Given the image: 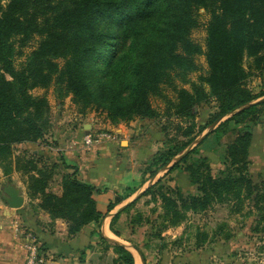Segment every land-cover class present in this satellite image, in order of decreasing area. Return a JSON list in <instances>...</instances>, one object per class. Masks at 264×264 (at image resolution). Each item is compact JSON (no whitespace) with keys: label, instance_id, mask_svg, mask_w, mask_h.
Wrapping results in <instances>:
<instances>
[{"label":"trees","instance_id":"1","mask_svg":"<svg viewBox=\"0 0 264 264\" xmlns=\"http://www.w3.org/2000/svg\"><path fill=\"white\" fill-rule=\"evenodd\" d=\"M200 9L209 14L204 50L190 39L191 31L199 26ZM35 37L39 38L37 47L16 69L15 59ZM198 56L204 57L207 71L190 82L188 75L199 70ZM245 58L264 74V0H0L3 175L20 172L26 178L31 208L46 212L52 222L63 221L69 239L90 224L99 227L104 214L93 197L98 191L78 180L75 172L61 177V194L56 195L50 191L54 166L41 168L36 156H19L13 164L12 147L37 142L47 129V100L33 97L30 91L53 84L60 98L70 95L80 108L105 111L117 124L136 117L157 118L159 113L149 99L164 97L163 90L168 87L176 93L174 103L167 100L173 115L189 121L185 128L178 127L186 139L181 143L170 140L167 148L155 155L151 163L155 169L149 178L219 119L227 117L208 135L219 141L234 130V138L224 146V169L217 175L212 174L208 158L199 155L198 145L168 171L181 168L187 172L197 195L184 196L179 187L164 190L158 179L139 197L159 198L163 230L185 222L188 212L202 213L213 205H227L231 212L239 213L248 202L247 213L255 214L253 232L264 234V181H254L249 173L250 126H255L264 112V101L256 102L264 97V88L255 93L248 87ZM177 82L190 84V90L177 88ZM210 101L216 104L215 111L206 126L194 132L195 124L190 121L196 116L194 108ZM166 115H171L168 110ZM124 191V195L115 194L107 212L135 193ZM35 200L38 203L32 205ZM136 201L116 213L112 221ZM141 220L139 217L130 224H141ZM222 226L216 228L214 236ZM155 238L160 239V234ZM207 239L205 231L196 233L194 251L210 244ZM229 239L230 234L223 236L224 241ZM112 247L117 255L114 264H134L130 251L119 245Z\"/></svg>","mask_w":264,"mask_h":264},{"label":"rangeland","instance_id":"2","mask_svg":"<svg viewBox=\"0 0 264 264\" xmlns=\"http://www.w3.org/2000/svg\"><path fill=\"white\" fill-rule=\"evenodd\" d=\"M197 19L199 26L191 31L190 39L204 50L205 27L209 20V14L200 9L197 12ZM38 40L39 38L35 37L27 47L22 49L23 54L14 61L16 69L20 68L26 56L37 47ZM58 63L62 64L61 61H58ZM196 63L199 66V70L188 75L190 82H196L207 71L203 56L196 57ZM243 65L250 74L246 81L248 87L255 93L263 89L264 74L260 75L253 68L251 59L245 58ZM176 86L177 88L190 90V84L177 82ZM30 94L33 97H44L47 100V129L43 138L35 143L14 145L12 147L13 154L11 160L14 164L15 159L19 156L24 158L36 156L34 159L41 160L38 163L40 167L50 168L54 166V177L50 184L52 186L57 177H62L70 172L76 173V166H72L75 164L69 161L65 162V160H68L66 150L69 147H75L79 142L83 151L88 152L91 159H96L95 161L100 162L102 166H111L112 163H115L116 170L130 168V173L135 177L134 179L137 180L139 178L138 182H141L139 183L141 185L138 184L132 190L141 186L139 191H143L146 189L150 179L149 174L155 169L151 164L155 155L165 150L171 143L170 140L174 139L176 143H181L186 139L181 135V132H178V127L185 128L189 121L173 115L167 100H171L174 103L176 101V93L168 87H165L163 90L164 97H150L149 99L151 106L159 113L157 118L146 119L136 117L131 121L118 122L117 124H113L109 120L105 111L96 110L94 107L80 108V106L72 102L70 95L60 98L59 90L53 84L47 88H34L30 91ZM215 105L213 101H210L208 105H200L194 108L196 116L190 120L195 124L194 132L198 130V127L206 126L210 115L215 111ZM167 110L171 115H166ZM210 127L211 125L198 135L195 140L205 135ZM250 127L253 128V144L251 155H249V160L251 159L249 173L254 181H259L260 179L264 181V112L260 116L258 123ZM241 128L242 126L237 129ZM76 129L81 137L78 142L77 138H75L77 132L74 130ZM86 131H88V134L85 133ZM233 131H228L222 135L219 141H216L213 135H206V138L198 144L199 155L208 158L213 175H217L224 169V146L234 138ZM99 133L109 134L112 136V139L102 140L91 146L84 144L83 138L86 135L92 137L93 140ZM74 139L75 141L72 142ZM107 142L114 143L115 147H109L111 144H104ZM36 144L42 146L43 154H32L34 149L40 151L35 146ZM162 169L163 167L156 172L155 179L161 180L164 190L179 187L184 196L197 195L196 186L191 184L187 172L180 168L170 173H164ZM0 170L3 174L1 166ZM22 179L25 184L26 178L23 177ZM106 179L102 183H99V185L102 188L112 187L114 182L111 179ZM18 183L19 181H10L9 178L0 180V201H3V187L7 184ZM124 193L125 191H121L120 195H124ZM136 195L137 193L127 200L130 201ZM123 205L124 203L119 207L121 208ZM30 207H28L29 210H35L34 207ZM248 207V202H246L241 212L233 213L227 205H213L209 210L202 213L194 214L188 212L185 222L179 226L163 230L161 228L162 219L160 215L162 214V209L159 198L152 201L151 197L144 196L138 197L129 210L121 213V226L124 228V223H126L128 225L127 228L130 226L132 232H134L131 233L132 241L135 247H137L136 250L142 253L144 264H264V234L253 232L255 214H248ZM104 211L106 212V207ZM137 217L142 219L141 224L132 226L130 224L131 221L138 220ZM220 225H223V230L214 236V231ZM124 230L129 233V228ZM202 231L208 234L207 240L211 243L204 245L202 249L194 251L195 235ZM32 232L35 234L34 231ZM158 233L160 234V239L155 238L159 235ZM225 234H230V239L227 241L223 240ZM178 239H180V242L172 244L173 241ZM109 247H112V245ZM132 247L134 248V246ZM133 248L132 252L136 257V264L138 258L139 264H141L140 257ZM40 254L45 259L47 258L43 251H40Z\"/></svg>","mask_w":264,"mask_h":264},{"label":"crops","instance_id":"3","mask_svg":"<svg viewBox=\"0 0 264 264\" xmlns=\"http://www.w3.org/2000/svg\"><path fill=\"white\" fill-rule=\"evenodd\" d=\"M74 131L77 132L75 138H77L78 142L81 139L80 134L77 129ZM74 141L75 139L72 140V142ZM104 144H111L109 147H115V144L111 142ZM35 146L39 148L40 151L34 149L32 154H43L42 146L39 144H36ZM79 146L80 144L78 142V145H75L73 148L69 147L67 150L64 148V150L67 151L66 156L68 158L65 162L69 161L72 164H75L72 166H76V178L84 183L94 186L98 191L93 197L96 201L97 209L105 214L100 226L96 227L95 225L90 224L75 238L69 239L67 237L66 224L63 221L55 220L54 222H51V219L46 212L42 210H29V199L27 198L25 184L22 179L24 176L20 172L13 171L11 175L4 177L0 170V180L9 178L10 181H19L18 184L12 185L18 188L21 195L24 197V206L17 210L10 209L5 202L0 201V264H26V253L23 249V237L20 233H16V227L19 225L24 229H30L35 232L36 238L38 237L39 239L38 243L46 254V264H114L113 260L117 258V255L113 251V247H109L114 244L110 243L107 239L122 242L124 248L131 252L134 264H136V257L132 252V248L129 247L135 246L131 236V233L134 232H132L130 226L128 227L129 233L124 230L128 229L126 223H124V228L121 226L122 214L119 215L116 221H112V214L119 212L127 203H129V201L126 200L116 205L113 210L110 211L112 212L111 214H109L110 212H105L104 208L107 207L109 202L113 201L116 193L120 195L121 191H124L125 189H133L141 182H138L139 178L137 180L134 179L135 177L130 173V168L127 167L116 170L115 163H112L111 166H102L100 162L95 161L96 159H91L89 153L83 151L82 146ZM249 155H251V149ZM64 158L66 157L64 156ZM38 161L41 160L38 159ZM60 178L61 177H57L54 181V185H51L50 188V191L56 195L61 194L59 185ZM106 178L111 179L114 182L112 187L102 188L99 185V183H102ZM140 187L138 186L135 189L133 195L141 192L139 191L141 189ZM37 203L38 200H35V202H32V205H36ZM123 203V207L120 208L119 206ZM115 208L119 209L115 210ZM102 239H105L107 243H104ZM137 264H139V258L137 259Z\"/></svg>","mask_w":264,"mask_h":264},{"label":"water","instance_id":"4","mask_svg":"<svg viewBox=\"0 0 264 264\" xmlns=\"http://www.w3.org/2000/svg\"><path fill=\"white\" fill-rule=\"evenodd\" d=\"M262 101H264V97L261 98V99H259V100H257L256 102H262ZM247 106L248 105H245V106L241 107L239 110L244 109ZM228 116H230V115H228ZM226 118L227 117H225V119ZM225 119H219L216 122H214L211 125V127L208 129V131H207V133L205 135H203L199 139L195 140L190 147H188L185 151H183L182 153H180L179 155H177L176 157H174L168 165H166L165 167H163L162 172L167 173L176 163H178L183 158L184 155H186V153H188L192 148H194L195 146H197L204 139V137L206 135H208V133H210L211 131H213L219 125V123L222 122ZM85 133L88 134V131H86ZM122 143H124V142H122ZM155 178H156V176L149 179L146 188H148L149 186L153 185L158 180V178L157 179H155ZM2 191H3L2 199L6 203L7 207H9L10 209L17 210V209H20V208H22L24 206V197L21 195L20 190L18 188H16L14 185L7 184V185H5L3 187ZM143 191H141L140 193H138L133 199H131L129 201V203H131L133 200H135L136 198H138ZM129 203H127L126 205H128ZM115 214H112V215L114 216ZM107 240L110 243L114 244V245H119V246L124 247L123 246L124 244L122 242H120V241L112 240V239H107ZM129 247L133 248L132 246H129ZM133 249L135 251H137V253H138L139 257H140V260H141V264H144V259H143L142 254L138 250H136L135 248H133Z\"/></svg>","mask_w":264,"mask_h":264},{"label":"built area","instance_id":"5","mask_svg":"<svg viewBox=\"0 0 264 264\" xmlns=\"http://www.w3.org/2000/svg\"><path fill=\"white\" fill-rule=\"evenodd\" d=\"M112 136L109 134H97L94 139L89 135L83 138L84 144L86 146H91L93 144L99 143L102 140H111ZM16 233H20L23 237V249L26 253V264H46V259L41 256L39 251V243L36 239L35 234L29 229H24L22 226L16 227Z\"/></svg>","mask_w":264,"mask_h":264}]
</instances>
